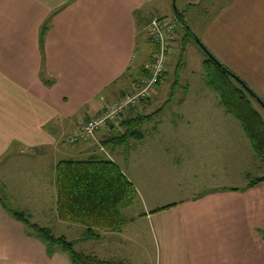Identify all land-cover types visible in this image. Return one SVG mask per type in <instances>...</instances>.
<instances>
[{
  "label": "crops",
  "instance_id": "obj_1",
  "mask_svg": "<svg viewBox=\"0 0 264 264\" xmlns=\"http://www.w3.org/2000/svg\"><path fill=\"white\" fill-rule=\"evenodd\" d=\"M220 3L204 25L201 42L224 66L243 71L264 92V0ZM155 6L151 0H0V185L19 210L4 196L0 200L75 246L91 240L88 250L78 251L102 260L264 264V182L242 190L250 179L264 177L254 176L264 161L225 108L209 107L214 95L206 79L187 81L188 92L179 101V106H190L185 124L144 123L138 139L128 141L120 168L137 190L141 207L121 229H99V238L87 239L84 225L59 218L58 164L112 160L105 141L115 130L104 129L76 144L68 140L134 87L128 77L122 79L129 69L139 72L153 50L147 26L158 18L152 15ZM142 41L151 48L139 51ZM165 84L163 76L144 109L157 102ZM161 104H154V111ZM214 115L218 122L210 121ZM130 163H138L137 173ZM170 171L183 180L173 193L188 198L150 204L131 178L156 180ZM0 264L70 260L61 250L49 256L45 244L29 236L0 203Z\"/></svg>",
  "mask_w": 264,
  "mask_h": 264
},
{
  "label": "trees",
  "instance_id": "obj_2",
  "mask_svg": "<svg viewBox=\"0 0 264 264\" xmlns=\"http://www.w3.org/2000/svg\"><path fill=\"white\" fill-rule=\"evenodd\" d=\"M175 16L187 28L184 15L177 11ZM186 33L195 36L189 28ZM204 72L207 85L218 94L225 110L239 121L254 151L264 161V119L254 107L251 95L208 55L204 61ZM141 74L142 70L134 73L129 69L127 77L130 84H136ZM245 84L248 86L246 82ZM127 90L124 91L123 97L129 94L130 91L126 93ZM154 114L140 112L133 117H125L119 125L120 129L112 125L110 131L115 130L118 135L111 132L105 143L113 144L117 148L138 137L139 126L151 121ZM56 176L59 218L62 221L84 225L86 227L84 237L87 239L99 238V229H121L126 222L122 209L133 204L138 196L134 185L113 160L62 161L57 166ZM261 182H264V177L253 179L242 190L252 188ZM0 203L13 218L25 225L29 236L37 237L45 244L49 256L61 250L67 254L70 264H125L122 261L102 260L97 256L80 252L76 250L74 241L64 236H56L51 229L33 223L25 212L11 210L1 200ZM261 233L264 239V232Z\"/></svg>",
  "mask_w": 264,
  "mask_h": 264
},
{
  "label": "rangeland",
  "instance_id": "obj_3",
  "mask_svg": "<svg viewBox=\"0 0 264 264\" xmlns=\"http://www.w3.org/2000/svg\"><path fill=\"white\" fill-rule=\"evenodd\" d=\"M151 1L156 5L155 9L152 11V15L158 16V18H164L165 20L173 21L177 26L178 39L173 49L172 55L170 56L168 60V64L166 66V72H165L166 88L163 89L162 94L159 95L157 102L153 101L152 106L149 110H147L149 104L146 105L147 103L144 102L145 105L133 107L128 111V113L132 110L134 111L135 109L137 110L142 109L141 111H137V113L140 114L141 112L143 114H148V113L152 114L156 112L154 111L156 110L155 108L156 106H154V104L161 102L162 104L160 110H158L154 114L153 120L146 122V124H156V123L162 125L185 124L187 119L186 111L187 108L190 106L189 104H186L184 106H179V101L182 99L184 100L188 92L187 81L189 79H193L196 81H200V83H202V79L203 80L205 79L204 61L206 60L207 55L196 42V37L199 40L202 39V32L204 29H206L204 25L210 22L211 17L215 15V9L218 8L221 5V3L220 0H151ZM174 5L176 7V10L182 13L186 17L185 21L187 24V28L183 25V23L179 22L178 19L176 18ZM153 18H151L150 20H152ZM188 28L191 29V31L195 36H192L191 34L188 35L186 33ZM144 37H147L146 34ZM149 48H151V45L143 41L140 42L139 51L143 52L144 49H149ZM230 70L238 77H240L244 82H246L249 88L252 89L254 93H256L264 101V92L262 91V89H260V87H257L256 85L248 81L243 71L239 72L238 70L232 68ZM125 80H127V76L122 79V81ZM177 80H179V82H177ZM132 90H133V86L130 90H127L126 93L128 91L131 92ZM211 93L214 96L208 100L209 107H211V109L218 107L224 109L223 104L222 103L220 104L221 100L218 94L213 89H211ZM152 99L154 98H151V100ZM250 99L254 107L261 113L264 119V109L254 98H251V96ZM121 100L122 98L117 99L113 103L120 102ZM145 106H147L146 109H144ZM162 110L163 112H161ZM128 113L126 117H128ZM226 115L229 119H232L233 121H235V123H238V125L240 124L239 121L233 115L229 114L228 112ZM211 119L210 121L212 122H214L215 120L218 122L217 115L212 116ZM140 129L138 128V131ZM114 135H118V134L115 133ZM134 139H138V137ZM128 141L125 142L121 146V148L116 149L113 144H110L109 147L110 153H113L111 154V159L115 160L116 163L121 168L124 167L123 164L125 159L123 157L124 150L128 152V144L130 143ZM103 158L107 159L106 156H103ZM128 165L137 173L138 163H130ZM161 175H167V173L166 172L161 173ZM257 175L264 176V166H262V169L256 170V175L254 176ZM131 176H132L131 177L132 181L135 182L138 190L139 187L140 189H142L143 196L147 198L150 204H152L154 199L179 200L181 198H188L187 193L184 194L183 192H181L179 195L173 193V191L175 190L178 191V189L181 187L179 186V184H181L183 180L179 178V176L174 175L171 171L168 177L159 178L156 180L139 181L135 174ZM253 179H257V178H252L250 179L249 182H251ZM146 183L148 185H146ZM0 196H4L7 199L9 206L19 210L20 205L14 202V199L7 195L2 185H0ZM139 207H141V200L140 198H137V200L131 206L124 208L125 210L123 209L124 210L123 215L125 216V218H128L130 214L133 215L136 214ZM89 243H92V241L86 240L80 243L79 245L75 246V248L76 250L84 249L86 251L89 249V247L85 245H89ZM147 247L149 251L152 250L150 244H147Z\"/></svg>",
  "mask_w": 264,
  "mask_h": 264
},
{
  "label": "built area",
  "instance_id": "obj_4",
  "mask_svg": "<svg viewBox=\"0 0 264 264\" xmlns=\"http://www.w3.org/2000/svg\"><path fill=\"white\" fill-rule=\"evenodd\" d=\"M147 32L153 50L148 60L142 66V74L138 77L134 90L127 94L120 102L107 104L97 114L84 122L68 142L76 144L79 140L94 139L98 132L111 129L112 125H119L133 107L143 105L150 99L158 86L160 78L166 72L168 60L176 45L178 34L177 26L173 21L164 18H153Z\"/></svg>",
  "mask_w": 264,
  "mask_h": 264
},
{
  "label": "water",
  "instance_id": "obj_5",
  "mask_svg": "<svg viewBox=\"0 0 264 264\" xmlns=\"http://www.w3.org/2000/svg\"><path fill=\"white\" fill-rule=\"evenodd\" d=\"M174 7H175V5H174ZM174 10H175V14L177 15L176 7L174 8ZM196 42L202 48V50L209 56V58L214 61V63L216 65H218L224 71H226L229 75H231L235 79V81H237L252 97H254L256 99V101L264 109V101L260 97H258L256 95V93H254V91L252 89H250L240 77H238L237 75L230 72L227 68H225L222 65V63L212 53H210V51L204 46V44L201 42V40L197 39V37H196Z\"/></svg>",
  "mask_w": 264,
  "mask_h": 264
}]
</instances>
